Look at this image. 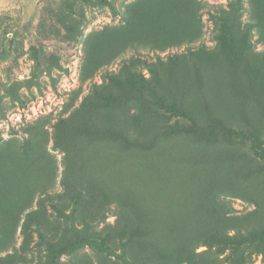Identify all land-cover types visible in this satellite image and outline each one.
<instances>
[{"label":"rangeland","instance_id":"obj_1","mask_svg":"<svg viewBox=\"0 0 264 264\" xmlns=\"http://www.w3.org/2000/svg\"><path fill=\"white\" fill-rule=\"evenodd\" d=\"M20 1L0 0V264H124L46 242L105 233L130 264H264V0ZM151 70L191 131L107 76Z\"/></svg>","mask_w":264,"mask_h":264},{"label":"trees","instance_id":"obj_2","mask_svg":"<svg viewBox=\"0 0 264 264\" xmlns=\"http://www.w3.org/2000/svg\"><path fill=\"white\" fill-rule=\"evenodd\" d=\"M102 1L107 3V0H102ZM18 3H21V1L12 0V3L10 4L14 5ZM31 49L34 53L33 56L35 57V59H37L36 47L34 45H31ZM57 66L59 68H62V65L60 63H57ZM151 72H152V75H150V77L141 76L139 79L127 78L124 81L120 77L114 74L108 73L107 76L110 79V81L115 84H121V85L126 84L129 90H137L142 95L144 100L147 103H149V105L152 108H154L158 112V114H160L161 119H164V121L169 122L172 120L174 116H176L174 123L169 124V129L168 127H166V131H164V133L167 131H171V130L191 131L192 127L184 126V124H182L179 120L180 117L186 116V113L184 112V109H183V104L176 103L173 101L168 102L164 94L158 92L157 89L155 88V84H153L152 82L153 77L157 78L159 75L157 74L156 70H151ZM110 100L111 99H109V101ZM51 205L53 209L57 210L59 214L66 216V213L63 211L62 208H60L59 205H56L55 203H51ZM38 232L40 233L39 230ZM216 236L217 234L214 233L209 236V239L213 242H216L218 241ZM46 242L48 243V246L51 249L53 256L64 253L66 251H75L84 246H89V247L98 248L100 251H103L105 253L118 257L119 259L123 261L124 264H130V260L127 256L126 248L122 246L119 252L115 251L114 248L112 247L109 234L107 233L99 234V235H85L81 237L78 241H71L67 243L64 247H59V248H55L50 243V241H46ZM213 242H210V243H213ZM255 252L256 254L261 255L264 258V232L261 233V235L259 236V240L257 244L255 245Z\"/></svg>","mask_w":264,"mask_h":264}]
</instances>
